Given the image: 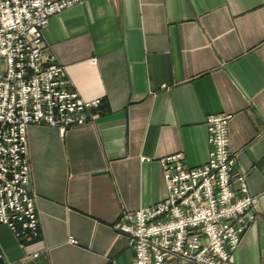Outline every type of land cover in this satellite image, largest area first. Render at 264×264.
I'll use <instances>...</instances> for the list:
<instances>
[{"label": "crops", "instance_id": "crops-1", "mask_svg": "<svg viewBox=\"0 0 264 264\" xmlns=\"http://www.w3.org/2000/svg\"><path fill=\"white\" fill-rule=\"evenodd\" d=\"M46 24L70 86L102 103L64 132L27 126L39 232L21 244L0 223V264H133L114 221L164 196L161 156L208 159L213 112L232 114L229 148L258 194L232 262L264 264V0H83Z\"/></svg>", "mask_w": 264, "mask_h": 264}, {"label": "built area", "instance_id": "built-area-1", "mask_svg": "<svg viewBox=\"0 0 264 264\" xmlns=\"http://www.w3.org/2000/svg\"><path fill=\"white\" fill-rule=\"evenodd\" d=\"M80 1L0 0V223L21 244L38 234L40 224L30 186L27 126L45 123L64 132L92 118L102 103L70 86L43 39L50 15ZM231 116L205 117L209 156L200 165H189L181 151L161 156L164 196L122 210L114 221L133 250V264H235L233 250L257 216L258 194L236 169L229 148Z\"/></svg>", "mask_w": 264, "mask_h": 264}]
</instances>
